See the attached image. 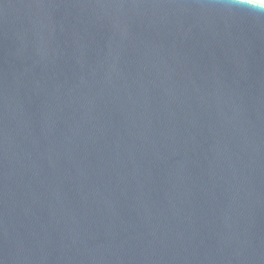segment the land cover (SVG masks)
<instances>
[{
	"label": "water",
	"instance_id": "obj_1",
	"mask_svg": "<svg viewBox=\"0 0 264 264\" xmlns=\"http://www.w3.org/2000/svg\"><path fill=\"white\" fill-rule=\"evenodd\" d=\"M0 264H264V8L0 0Z\"/></svg>",
	"mask_w": 264,
	"mask_h": 264
},
{
	"label": "snow or ice",
	"instance_id": "obj_2",
	"mask_svg": "<svg viewBox=\"0 0 264 264\" xmlns=\"http://www.w3.org/2000/svg\"><path fill=\"white\" fill-rule=\"evenodd\" d=\"M240 3L252 4L253 0H239ZM256 6L264 8V0H255Z\"/></svg>",
	"mask_w": 264,
	"mask_h": 264
}]
</instances>
